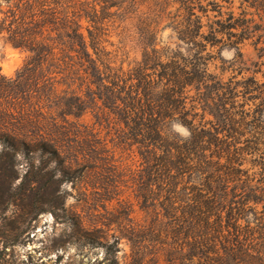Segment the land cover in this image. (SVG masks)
<instances>
[{
    "label": "trees",
    "instance_id": "trees-1",
    "mask_svg": "<svg viewBox=\"0 0 264 264\" xmlns=\"http://www.w3.org/2000/svg\"><path fill=\"white\" fill-rule=\"evenodd\" d=\"M245 1L217 24L196 11L225 7L211 0L15 1L0 29L28 55L14 77L0 78V155L40 154L54 164L36 168L58 183L42 211L72 226L54 248L107 243L98 225L68 214L59 186L71 166L63 143L90 113L141 154L143 218L122 236L137 254L153 248L171 264H264V73L226 77L209 67V47L236 48L243 63L241 45L264 31V15L248 12L264 13V0ZM119 27V43H133L139 60L110 48ZM166 28L189 48L162 47ZM175 122L188 137L170 134ZM113 236L108 264H117L122 238Z\"/></svg>",
    "mask_w": 264,
    "mask_h": 264
},
{
    "label": "rangeland",
    "instance_id": "rangeland-1",
    "mask_svg": "<svg viewBox=\"0 0 264 264\" xmlns=\"http://www.w3.org/2000/svg\"><path fill=\"white\" fill-rule=\"evenodd\" d=\"M15 1L0 0V24L9 23ZM211 1H217L225 7L221 11L209 13L197 9V14L204 16L205 22L208 20L204 14L211 18L212 22L208 24H217L218 20L226 19L231 11L238 15L247 4L245 0H233L229 5L222 0ZM206 4L207 1H204L203 5ZM248 12L250 16L254 12L258 21L260 14L264 15L255 8H248ZM257 24L264 28L263 21ZM114 28L111 30L115 35L110 40L115 46L110 48L118 49L120 60H139L141 54L138 48L127 40L120 44L116 33L121 27ZM5 37L7 33L0 29V78L14 77L28 55L26 50L6 42ZM161 40L162 47L166 49L177 51L179 47L183 50L189 48L178 40L172 28L161 32ZM257 40L259 44L264 42V31L260 30L253 39L241 45L243 63L239 60L236 48L221 45L209 47L208 50L214 51L210 56V70L214 73L224 72L226 77L242 71V75L248 76L262 70L257 76L263 79L264 65L260 63L264 62L261 57L264 51L253 45ZM96 121L94 114L90 113L77 120L75 134L63 143L68 148L64 158L68 166L71 162L70 169L57 177L63 175L66 178L59 186L68 214L79 216L86 225H98V234L107 243L82 247L71 244L61 250L54 248V243L60 242L63 233L72 231L71 224L59 222L51 209L42 211L46 198L55 202L58 191V183L52 182L44 172V167L54 164H45L40 154L0 155V264H108L113 254L109 251L108 243L114 242L113 235L122 237L126 228L141 221V154L136 145L131 146L129 141L119 137L115 129L106 124L98 125ZM168 131L183 138L190 134L189 129L178 122L170 124ZM257 169L255 167L254 170ZM46 192L48 194L45 196ZM117 248V264H171L166 260L168 253H155L153 248H148L141 255L137 254L125 237L119 240ZM60 254L63 258L58 259Z\"/></svg>",
    "mask_w": 264,
    "mask_h": 264
}]
</instances>
